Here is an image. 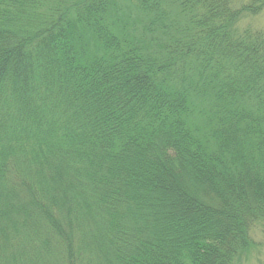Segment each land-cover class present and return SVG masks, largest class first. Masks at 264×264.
Segmentation results:
<instances>
[{"label":"trees","instance_id":"16d2710c","mask_svg":"<svg viewBox=\"0 0 264 264\" xmlns=\"http://www.w3.org/2000/svg\"><path fill=\"white\" fill-rule=\"evenodd\" d=\"M263 11L0 0V264L241 263L264 228Z\"/></svg>","mask_w":264,"mask_h":264},{"label":"rangeland","instance_id":"374dc122","mask_svg":"<svg viewBox=\"0 0 264 264\" xmlns=\"http://www.w3.org/2000/svg\"><path fill=\"white\" fill-rule=\"evenodd\" d=\"M250 20L249 21L254 27L259 28L264 32V11L259 16ZM252 235L256 247H252L248 255H245V258H243L242 262L239 264H264V228L262 227L261 229L256 230Z\"/></svg>","mask_w":264,"mask_h":264}]
</instances>
